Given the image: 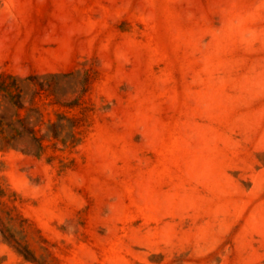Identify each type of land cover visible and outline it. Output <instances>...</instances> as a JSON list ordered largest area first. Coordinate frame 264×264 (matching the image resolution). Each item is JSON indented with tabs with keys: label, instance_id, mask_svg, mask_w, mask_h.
Returning a JSON list of instances; mask_svg holds the SVG:
<instances>
[{
	"label": "rangeland",
	"instance_id": "1",
	"mask_svg": "<svg viewBox=\"0 0 264 264\" xmlns=\"http://www.w3.org/2000/svg\"><path fill=\"white\" fill-rule=\"evenodd\" d=\"M0 264H264V0H0Z\"/></svg>",
	"mask_w": 264,
	"mask_h": 264
}]
</instances>
